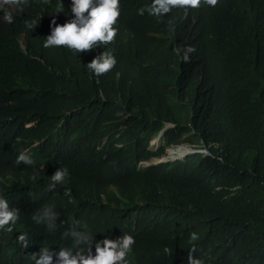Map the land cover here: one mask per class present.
Masks as SVG:
<instances>
[{
	"label": "clouds",
	"instance_id": "9594fccd",
	"mask_svg": "<svg viewBox=\"0 0 264 264\" xmlns=\"http://www.w3.org/2000/svg\"><path fill=\"white\" fill-rule=\"evenodd\" d=\"M0 45V264H264V191L237 174L264 160V130L225 117L232 156L214 129L215 101L264 112V0H0ZM78 76L125 110L42 116L33 85ZM122 88L172 97L191 121L131 139L126 118L144 117ZM207 157L217 176L188 164ZM180 165L183 192L160 177ZM210 190L257 208L218 215Z\"/></svg>",
	"mask_w": 264,
	"mask_h": 264
},
{
	"label": "trees",
	"instance_id": "16d2710c",
	"mask_svg": "<svg viewBox=\"0 0 264 264\" xmlns=\"http://www.w3.org/2000/svg\"><path fill=\"white\" fill-rule=\"evenodd\" d=\"M1 45H0V56H1ZM4 80L3 77H0V84ZM238 83V81H237ZM38 91H35V94L32 98H41L47 100L45 104H39L38 107L42 113V116L46 117L48 112L55 108L57 105L63 104L64 102H70L73 105H77L81 102H87L91 105L93 111L97 109L104 108H113L116 112H121L125 110L127 104L123 101L116 105L113 103L116 99V88L106 90L104 87H100L104 93V97L106 100H109L107 103L101 102H92L94 97H97L98 86H94L85 76H78L75 80H47L41 83H36L33 85ZM122 93H125L123 96V100L132 102V100H137L141 106H136L140 109L139 114H143V121L141 122H132V118L128 117L127 125L129 127L130 138L136 141L141 142L142 138L148 136L152 131H155V127L158 125L157 122L160 120H173L179 123H185L191 121L187 112L183 109L181 111H175L180 105L172 98L165 97L160 98L157 95V92L153 95L143 96L145 92L143 90H132V89H121ZM26 105V103L24 104ZM100 105V107H99ZM214 116H215V126L216 129L217 124H221L222 131H218L216 136L225 135L227 138L228 149H225V153L228 155L235 156L239 150V140H238V131L235 130L233 135H228L224 129L225 119L228 117L233 126L241 125V122L247 126L255 127L257 121L259 123L258 133L260 134L264 130V112L263 106H251L248 111H238L235 107L231 105L218 104L215 101ZM226 117V118H225ZM238 120V122L236 121ZM184 127V126H183ZM179 127L176 133H173L175 139H178L184 132L188 130V128ZM201 125L198 123L195 125L194 130L197 132V135L201 133ZM263 135V134H262ZM168 138L172 140V137L168 135ZM185 140H193L191 135ZM261 159V158H259ZM194 166L199 172L210 171L213 176H217L221 173V169H217L215 167V162L212 158L207 157L206 159H202L198 162L188 163ZM257 164V165H256ZM256 164L251 165V174L250 177L245 173H241L237 171L239 176H242L243 182L250 185L251 188L262 192L264 191V160L257 161ZM233 173L235 171H232ZM160 177L166 181H168L175 189L179 192H183L188 179L185 174V168L183 166L175 167V173L169 174H160ZM222 177V176H221ZM219 182V180H218ZM224 187H230L231 181H224ZM227 193V192H226ZM225 193V194H226ZM209 196L211 202L215 198V193L210 190ZM240 205L242 210H256L257 204L250 201H239L235 197L227 199L223 202H214L213 210L218 215H229L233 212V210Z\"/></svg>",
	"mask_w": 264,
	"mask_h": 264
},
{
	"label": "bare ground",
	"instance_id": "6f19581e",
	"mask_svg": "<svg viewBox=\"0 0 264 264\" xmlns=\"http://www.w3.org/2000/svg\"><path fill=\"white\" fill-rule=\"evenodd\" d=\"M174 153H175V151H171V152H170V154H174Z\"/></svg>",
	"mask_w": 264,
	"mask_h": 264
}]
</instances>
